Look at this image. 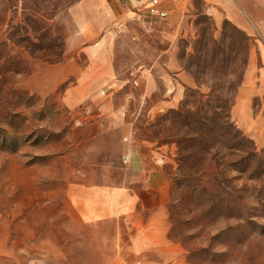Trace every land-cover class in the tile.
Instances as JSON below:
<instances>
[{"label":"rangeland","instance_id":"obj_1","mask_svg":"<svg viewBox=\"0 0 264 264\" xmlns=\"http://www.w3.org/2000/svg\"><path fill=\"white\" fill-rule=\"evenodd\" d=\"M82 1L0 0V264H114L127 222H87L72 199L132 163L153 167L135 190L163 211L176 264H264V125L234 113L264 70V0H239L260 35L228 17L234 0H178L164 22L107 0L92 43Z\"/></svg>","mask_w":264,"mask_h":264},{"label":"crops","instance_id":"obj_2","mask_svg":"<svg viewBox=\"0 0 264 264\" xmlns=\"http://www.w3.org/2000/svg\"><path fill=\"white\" fill-rule=\"evenodd\" d=\"M120 2L121 0H115L114 3L117 5ZM233 2L235 6L231 7L232 12L228 14V17L231 18L234 25L242 31L251 30L260 35L258 26L254 22V18L249 16L248 10L242 6L239 0ZM111 5L107 0L82 1L80 9L85 13L86 18L81 20L80 26L87 28V31L82 35L84 42L92 43L97 39L100 34L97 28L106 25L109 21L106 13ZM164 5L172 15L174 12L171 8L172 3L165 0ZM104 42L105 40L101 43ZM255 71L247 70L246 78L236 93L234 113L237 114L236 111L239 108L243 109L244 115L237 122L246 131L249 130L247 122L250 117L254 124L264 125V117L252 118V107L256 97L259 96L264 104V70L260 71L261 77L257 82L252 79ZM165 85L166 97H171L174 101L173 91L176 88L172 79L165 80ZM166 104H169V102ZM171 104L174 105L173 102ZM257 139L255 138L256 141ZM259 141H262L264 145V136L257 142ZM146 167L142 169L141 165L132 163L128 169L132 175H128L118 188H102L94 190L92 193L88 191L85 199L86 205L81 206L78 197L72 199L78 204L76 205L78 210L81 207L86 211V213L84 212V219H87V222H113L118 220L127 222V239L126 242L117 243L118 256L114 264H127L124 261V254L135 258L136 261L130 264H176L182 258V249L171 243L167 238L166 220L163 211L156 210L148 214L142 213V211L149 210V206L138 196L135 189L150 185V181H148L150 175H144L143 173L147 169L148 174V167L151 169L153 167L150 164ZM119 240L124 239L120 238Z\"/></svg>","mask_w":264,"mask_h":264},{"label":"built area","instance_id":"obj_3","mask_svg":"<svg viewBox=\"0 0 264 264\" xmlns=\"http://www.w3.org/2000/svg\"><path fill=\"white\" fill-rule=\"evenodd\" d=\"M122 3L131 10L136 16L148 17L156 21H167L170 18V10L165 8V0H121ZM178 0H171L176 3ZM123 28L122 24L118 29Z\"/></svg>","mask_w":264,"mask_h":264},{"label":"trees","instance_id":"obj_4","mask_svg":"<svg viewBox=\"0 0 264 264\" xmlns=\"http://www.w3.org/2000/svg\"><path fill=\"white\" fill-rule=\"evenodd\" d=\"M226 118L229 119V115Z\"/></svg>","mask_w":264,"mask_h":264}]
</instances>
